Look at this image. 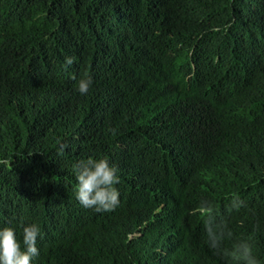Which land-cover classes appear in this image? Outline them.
<instances>
[{
	"label": "trees",
	"instance_id": "obj_1",
	"mask_svg": "<svg viewBox=\"0 0 264 264\" xmlns=\"http://www.w3.org/2000/svg\"><path fill=\"white\" fill-rule=\"evenodd\" d=\"M89 157L114 211L77 200ZM21 221L31 264H243L241 241L264 264V0H0V230L24 250Z\"/></svg>",
	"mask_w": 264,
	"mask_h": 264
},
{
	"label": "clouds",
	"instance_id": "obj_2",
	"mask_svg": "<svg viewBox=\"0 0 264 264\" xmlns=\"http://www.w3.org/2000/svg\"><path fill=\"white\" fill-rule=\"evenodd\" d=\"M74 63V58H65V65ZM75 80L76 77L73 76ZM92 84L91 78H81L76 82L80 94L86 95ZM77 173V200L85 208H95L96 211H114L119 205V192L114 185L119 183L118 169L110 166L106 158L94 159L89 157L81 160L75 166ZM23 227L24 250L16 239L14 229L8 227L0 230V264H31L34 257L39 255L37 239L40 229L36 224ZM208 243L213 249H219L223 242L224 233L217 232L211 225L207 227ZM231 236V233H228ZM230 255L233 259L243 261V264H258L252 254V249L246 241L234 245Z\"/></svg>",
	"mask_w": 264,
	"mask_h": 264
}]
</instances>
